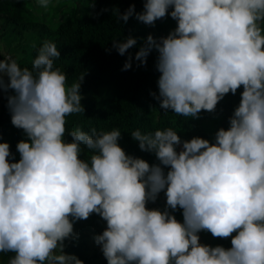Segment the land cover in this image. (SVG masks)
Wrapping results in <instances>:
<instances>
[{
  "label": "clouds",
  "instance_id": "clouds-1",
  "mask_svg": "<svg viewBox=\"0 0 264 264\" xmlns=\"http://www.w3.org/2000/svg\"><path fill=\"white\" fill-rule=\"evenodd\" d=\"M38 2L49 4V20H62L65 3ZM141 2L142 12L132 4L119 19L127 23L135 13L154 27L170 15L177 27L166 37L148 35L138 50L136 38L113 41L127 74L149 55L161 73L159 96L150 93L160 103L130 105L199 118L243 86L230 127L220 128L214 143L182 141L168 127L137 129L134 157L119 145V130L93 127L107 113L111 119L116 82L103 90L79 76L67 86V74L54 70L61 54L51 42L31 70L2 58L0 103L7 98L11 117L9 138L0 142V253L9 258L3 264H264V0ZM93 18L71 33L102 31L105 21ZM78 117H89L85 131L70 129ZM14 145L17 162L10 160ZM87 151L90 158L82 159ZM209 234L213 239L201 244Z\"/></svg>",
  "mask_w": 264,
  "mask_h": 264
},
{
  "label": "trees",
  "instance_id": "trees-1",
  "mask_svg": "<svg viewBox=\"0 0 264 264\" xmlns=\"http://www.w3.org/2000/svg\"><path fill=\"white\" fill-rule=\"evenodd\" d=\"M62 1V0H56ZM103 3L104 6H93L89 1L84 0H65V10H62L60 18L62 20L53 22L49 19L48 13L40 21L35 19L32 10H27V2L30 0H0V20L6 26L13 22L16 26H22L19 34L25 30L33 29V34L28 37L30 43L29 55L19 60L21 68L32 69L34 60L39 54V49L45 42L55 43L60 51V58L54 59V70L59 69L67 74V86L71 87L79 78L83 76V85H92L103 90H111L109 85L116 82L118 86L117 94L111 107V119L109 113L99 120L93 127L104 129V132L119 130L121 139L119 145L125 150L126 154L134 157L139 156V142L131 137V133L139 129L142 131L153 130L156 128H172L181 137V140H190L193 137L208 139L211 143L215 142V133L224 128L230 127L229 117L232 116L236 107L239 106L243 86H241L235 95L228 93L221 100L214 112L202 110L199 118L184 117L176 115L173 111L160 110L158 108L149 111H137L130 103L137 105L160 103L150 93H156L159 96L158 79L161 73L157 71L156 63L153 57H147L146 65H141L139 60L132 66V72L127 74L123 69V57L117 52L112 51L113 41H124L128 37L136 38L137 46H145L146 31L139 24L135 13L144 10V4L141 0H96ZM135 5V13L129 18L127 23L119 19V14H123L130 5ZM77 6V7H76ZM77 8V10H76ZM80 8V9H79ZM118 10V11H117ZM80 11H84L80 13ZM93 15L95 22L105 21L102 31L88 35V32L72 34L74 29L86 30V19ZM33 16V17H32ZM72 17V18H71ZM170 23H174L171 28L175 29L177 24L168 17ZM176 21V20H175ZM153 52V51H151ZM150 52V53H151ZM113 53L116 56L114 58ZM3 57L0 55V60ZM127 71V70H126ZM91 81H93L91 83ZM91 83V84H90ZM92 98L99 102H104L107 94L90 93ZM10 111L8 101L5 97L0 103V142H6L9 138ZM89 117L71 118L69 127L72 130L80 129L85 131L88 126ZM12 142L17 140V135H11ZM66 142H71L72 137L65 134ZM19 142V141H18ZM17 142V143H18ZM17 145V144H16ZM16 145L12 146L11 152L14 159L11 162H17L20 154ZM182 149V145L177 146V151ZM151 164H158L155 153H151ZM87 151L85 157L90 158ZM165 168V173L168 171ZM161 193L165 194L164 191ZM178 219H183L179 216ZM177 219V220H178ZM8 253V252H7ZM7 253H0V263L3 264L9 260Z\"/></svg>",
  "mask_w": 264,
  "mask_h": 264
},
{
  "label": "rangeland",
  "instance_id": "rangeland-1",
  "mask_svg": "<svg viewBox=\"0 0 264 264\" xmlns=\"http://www.w3.org/2000/svg\"><path fill=\"white\" fill-rule=\"evenodd\" d=\"M62 2L65 3V0H62ZM26 6L28 11L32 10L33 16H35V19L38 21H40L42 17L45 18V14L49 11V4L47 8L41 7L38 0H30V2H27ZM168 17L169 15L163 19L157 20L154 27L145 25L140 21L138 22L144 27L147 34L146 38L151 34L157 39L162 35L166 37L169 32L174 30L171 28L174 23H170ZM46 21L49 22V19L46 18ZM171 21L175 22L174 19ZM19 26H16L13 22H10L6 26L5 23L0 21V55L3 56V59L11 57L19 61L25 56L26 49L32 46L30 42L26 41L27 37L33 34V29L25 30L23 34H19L21 28L24 30L22 26H20L21 28ZM212 239L213 237L211 234L202 236L200 237V243L206 244Z\"/></svg>",
  "mask_w": 264,
  "mask_h": 264
}]
</instances>
